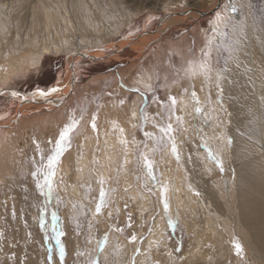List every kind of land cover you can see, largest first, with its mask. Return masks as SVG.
Here are the masks:
<instances>
[{
	"label": "rangeland",
	"instance_id": "rangeland-1",
	"mask_svg": "<svg viewBox=\"0 0 264 264\" xmlns=\"http://www.w3.org/2000/svg\"><path fill=\"white\" fill-rule=\"evenodd\" d=\"M90 1L85 0L88 4H91ZM93 1L98 5H104V2L108 0ZM136 1L141 2L143 0H109L107 2H116L117 6L127 14L125 15L127 19H123L119 29L114 31L115 35L108 34V27L111 24L108 21L107 23L104 22L105 26L101 23L95 24L96 21L93 22V26H90V28L101 27L99 34L96 35L98 39L102 40L97 39L100 48H95V45H92L87 38L80 39L82 38V36H79L81 28L77 29L76 27L77 31L73 32L61 28L58 29L60 30L58 32L51 30L46 33L43 31L44 34L41 32L38 35L33 31L27 32L29 31L27 28V33L22 32L20 35L15 29H11L10 36V31L5 34L9 38V42L6 40L9 46L1 45L0 47V89L33 95L39 91L46 92L53 85V88L58 89L55 93H64L63 85H55L60 80L65 79L66 73L64 75V72L66 71L65 64L68 54L66 52L59 53V55L56 53L46 54L42 57V63L39 66H34L28 62V57L32 54L38 53L36 55H39L41 49L45 47H49L52 51L63 48L65 51L71 49L70 52H75L77 49L95 51L101 49V47L104 49L113 45L116 46L113 51L117 53V61L109 59L92 61L84 58L75 67L78 79L74 86V93L72 91L70 93L72 98L64 108V123L60 119L52 117V115L61 113L58 110L62 106L52 110L28 109L17 118V121L14 119L18 112L17 103L11 98L0 96V129H2V131L0 130V146L5 141V138H3L5 134L11 135L15 132L19 136H23L25 133H30L32 142L26 155L27 171L29 180L33 182L40 202L44 205L43 211H39L42 220L40 214L39 216L36 213L34 214L37 220L42 221L39 227V238H37L42 253V264H93V261H97L98 264H137V258L141 255L144 256L143 264H192L185 259V254L197 243L196 230L198 228L202 230L203 227L193 224L188 205L179 208L180 205L176 199L177 180H175L179 170L176 166L183 159L184 150H187V146L191 144L190 149L195 150L197 159L198 157L201 158L200 147L196 148L194 146L195 142L197 144L199 142V135L196 133L195 127L199 123L205 128H209V132L214 133L212 129L214 117L209 116L208 111L211 112L216 108L215 116L220 128L229 131L231 124L228 122V116L224 110L225 105L220 100L218 105H215V100L218 97H223L222 85L226 80V74L230 66L238 65L241 42L246 40L249 34L258 40L259 47H263L261 49L264 53V0H225L214 12H212V8L219 0H186V3L181 2V5L180 3L166 4L161 6L158 11H150L134 6L133 4ZM190 1L195 3L196 7L189 8L191 6ZM53 5L56 7L57 4L54 3ZM233 6L237 9L235 13L231 11ZM92 9L97 11L94 7ZM185 10L209 15L205 16L204 14L199 22L183 27L184 29L174 31L171 34H166L162 40L154 43L151 49L137 60L133 56H126L124 54L125 49L121 50L118 45L123 40L140 36L145 28L148 29L150 34L154 33L156 27L161 23V16H171L172 13L176 14ZM107 11L111 12V9L108 8ZM23 12L25 14H22ZM218 12L223 17L219 27L227 32V42L230 43L231 51H226L224 48L213 50L211 80L206 79L203 75L185 77L183 70L187 67V61L198 59L207 42V37L212 36V29L216 27V13ZM26 13L27 9L24 6L18 9V14L22 15L21 17H25ZM152 13H156V18L153 21L148 20ZM154 25L157 26L153 29ZM116 33L118 34L116 35ZM215 39L217 42L220 40L219 37H215ZM2 42L5 41H0V43ZM20 61L26 63L23 64ZM134 63L137 64L134 65ZM21 65L23 69H19ZM5 71H7L6 75L10 74L6 80V77H2ZM218 72L223 77L219 81L217 80ZM133 80H140V85H133L135 83ZM143 83L146 85L148 83L151 87L146 88ZM201 86H204L205 90L204 105L201 104L198 97ZM135 89H139V91ZM193 92L195 97L192 95ZM170 97H175L177 101L175 106L171 105ZM68 99L66 98V101ZM135 99L140 100L139 125L136 129V145L132 151L133 161L127 168V177H124L128 180L121 176V170L114 176V179L111 177L109 180L104 178L93 180L91 176V178L84 181L85 183L81 182L79 185V195L80 198L83 196V200H72L71 192L62 184L63 178L58 179L57 177V170L62 158L67 151L75 146L77 139L82 137L81 129L87 128L88 120L92 121L94 119L97 122L99 115L107 112L109 108L121 111L123 108L132 105ZM186 102V107L187 105V108L190 107L189 114L191 115L188 114L187 120L181 111ZM197 109H200V111H197ZM6 113L8 114L7 117L5 116ZM144 115L147 116L146 120ZM177 117L180 119L177 120ZM71 119H77L79 123L70 135V145L61 156L58 165H56V174L53 178L54 191L51 195H48L47 192L41 193L37 187V179L43 182V175H46L47 168H43V172L38 178L33 177L32 172L36 170L37 165L40 163L41 153L46 164L47 157L51 154L60 131ZM168 123H171L173 131L168 135H164L160 132V127H166ZM193 123H195L194 126ZM41 130L44 131L45 136L58 132L55 137L56 140L54 139L48 145L49 148H41L42 151H40L39 146L36 147ZM145 133L151 135L146 136ZM213 133H210V135L218 139L214 140L213 143L221 142L218 144L220 148L218 150L220 151L222 163L213 158H216L215 155L212 156L214 147L202 145L201 148L204 151L206 150L208 160L213 166L205 169L210 172L207 181L222 203L229 202L231 201L232 192L235 191L236 178L231 164L227 162L225 149L228 144L232 145L234 141L226 134V131L219 137L214 136ZM200 134V136L204 135L201 132ZM162 136L163 139H160ZM229 140H231V143H229ZM173 141L177 148V154H174L177 160L175 166L173 164L174 175L171 170L170 159H165L168 158L169 152L172 150ZM243 144L247 147L252 143L243 141ZM254 149L256 150V148ZM257 149V151L260 150ZM259 153L261 152L259 151ZM145 157L153 162L152 176L147 173ZM34 159L36 163H34ZM198 161L201 162V159ZM221 164L223 170H221ZM170 175H172L171 180L169 179L171 178ZM153 176L155 179H153ZM167 176L168 178H166ZM74 180L71 181L72 184L75 183ZM181 182L190 188L191 192H195L191 180H181ZM169 187L172 188V204L168 199ZM164 188H167L166 193ZM101 189L106 192V197L104 205L97 213L96 209L100 202ZM134 190L138 193L137 200L133 195ZM165 197L169 202L167 211L163 207ZM195 202L197 204L195 213L198 214L201 209L211 212L212 217H215H213L212 225L218 226L217 231L219 232V229L222 228L221 224L225 220L224 212H213L211 202L205 205L201 203V199H197ZM5 210L6 208H4V212ZM53 213H55V218ZM7 214L0 215V220L2 219V222H0V236L2 234L1 224L5 223ZM159 215H162L163 218L164 235L161 238L151 239L154 222ZM70 219L75 221V226L70 224ZM54 225L57 231L64 234L60 238L65 247L63 258L60 256L59 245L56 243V233L53 231ZM105 236H107L106 244L104 242ZM133 236L136 237L135 241L131 240ZM13 242L14 252L9 251V244L0 243V264H11L12 262H18L19 264L21 262V256L25 251L21 249L17 235H15ZM222 248H228L227 244ZM201 249L202 253L208 252L209 256L212 253L215 258L212 259L211 256L204 260L198 258L196 264H261L254 257L252 260L251 252L248 251L245 252L244 256L243 251L238 254L235 248L234 255L223 260L218 256L221 250L219 245L209 244L207 250H205V247Z\"/></svg>",
	"mask_w": 264,
	"mask_h": 264
},
{
	"label": "bare ground",
	"instance_id": "bare-ground-1",
	"mask_svg": "<svg viewBox=\"0 0 264 264\" xmlns=\"http://www.w3.org/2000/svg\"><path fill=\"white\" fill-rule=\"evenodd\" d=\"M107 2H104V5H98L93 0L90 1L91 4L86 3L85 0H0V41H5L4 43H0V47L1 45L9 46L7 43L9 42V38L5 34L10 31V36L11 29H15L18 35L22 34V32L27 33L31 31L38 35L41 32L44 34L43 31L46 33L51 30L58 32L60 31L58 29L61 28L72 32L81 28L79 36H82V38L80 39L87 38L92 45H95V48H100L97 44L100 39L96 35L97 33L99 34L101 27L90 28V26H93V22L96 21L95 24L101 23L105 26L104 22L107 23L108 21L109 24L111 23L109 27L106 26L108 27V34L115 35L114 31L119 29L123 19H127L125 18L127 14L117 6L116 2ZM181 2L186 3V0H143L141 2L136 1L133 5L141 9L158 11L161 6L166 4L173 5L180 3L181 5ZM224 2L225 0H219L214 8H212V12L217 10ZM54 3L57 4L56 7H54ZM190 5L189 8L196 7V4L192 3V1H190ZM23 6L27 9L25 17H21L22 15L18 14V9ZM92 7L96 8L97 11L93 10ZM108 8L111 9V12L107 11ZM22 14L25 13L23 12ZM155 14H150L148 20L153 21L156 18ZM204 14L197 11L185 10L176 14L172 13L171 16H161L160 25L158 27H156L158 24L153 26V29L156 27L154 33L150 34L148 29L145 28L143 34L140 36L123 40L118 45L121 50L125 49L124 54L126 56H133L137 60L144 53L148 52L154 43L162 40L166 34H171L174 31L181 30L183 27L199 22ZM207 15L209 14H205V16ZM13 23L15 25L12 26ZM26 28L29 31L26 32ZM100 44L102 45V43ZM115 47V45L104 49L101 47V49L95 51L77 49L75 52H70L71 49L70 51H65L63 48L52 51L49 47H45L41 49L39 55H36L38 53H34L35 55L29 56L28 62L34 66H39L42 63L44 55L51 53L59 55V53L66 52L68 58L65 64V79L60 80L55 85H63L64 93L51 92L47 96H42L39 92H35L33 95H26L14 90L5 91L4 89H0V96L11 98L17 103L15 104L18 106V112L16 113V118H14L15 120L28 109L52 110L53 108L57 109L62 106L58 110L61 113L52 115V117L58 118L64 123V108L72 98V94L70 93L71 91L74 93V86L78 79L75 67L84 58L92 61L106 59L117 61V53L113 51ZM261 48L263 49L262 46L259 47L258 40L251 34L247 36L246 40L241 42L239 63L238 65L230 66L226 74V80L222 85L223 97H218L215 100V105H218L219 100L225 105L224 110L228 116V122L231 124L229 131L220 128L215 116L216 108L211 112L208 111L209 116L214 117V121L211 120L214 133L209 132V128H205L199 123L195 127L196 133L199 135V142L198 144L195 142L194 146L196 148L200 147L201 158L198 157L197 159L195 150L190 149L191 144L187 146V150H184L183 159L176 166L179 170L175 179L177 180L176 199L180 205L178 206L180 208L188 205L192 214L193 224L203 227L202 230L196 228L197 243L185 254V259L192 264H196L198 258L203 260L208 259L210 256L212 259L215 258L212 253L209 256L207 251V253H202L201 251L203 247L207 250L209 244L221 247L220 254L218 253L220 259L231 258L234 255L237 242L241 245L244 256L246 251L251 252L252 260L254 257L259 263L264 264V53ZM20 62L26 63L24 61ZM136 64L134 63V65ZM22 65L19 69H23ZM6 72H3L4 76H2L3 78L6 77L5 80L10 75H6ZM133 81L135 82L133 85H140V80ZM143 85L147 88L149 84L143 83ZM53 87L54 85L46 92H50ZM204 91V86H201L198 97L202 105H204V100L206 99ZM68 97L70 98L68 99ZM66 98L68 99L67 101ZM186 104L187 102L184 103L181 111L187 120L190 107L187 108L188 105L186 107ZM139 105L140 100L135 99L132 105L123 108L121 111L109 108L107 112L99 115L98 121L95 122V129L92 127L93 120H88L87 128L81 129L82 137H79L75 146L66 152L57 170V177L58 179L63 178L62 184L71 192L72 200H81L83 198V196L80 198L81 196L79 195V185L81 182L91 178V176L93 180H99L100 178L109 180L111 177L114 179V176L121 170V176L123 178L127 177V168L133 161L132 151L136 145V129L139 125ZM5 116L7 117L8 114L6 113ZM0 130L2 131V129ZM225 131L231 140L234 141L232 145L228 144V147L226 146L225 151L227 162L231 164L236 182L231 201L222 203L218 199L217 193L207 181V176L210 172L205 169L212 166V163L208 160L209 157L205 152L206 150L204 151L201 147L202 145L214 147L212 156L215 155L216 160L222 163L220 151L218 150L220 149L218 144L221 142L213 143L217 138L214 137V139L210 133L219 137ZM200 132L204 133V135L200 136ZM43 133L44 131L41 130V135L39 134L40 139H37L38 143L36 147L38 148L39 146L40 151H42L41 148H49L48 145L54 141L58 132L47 136ZM29 134L25 133L23 136H19L15 132L11 133V135L5 134L3 137L5 141L0 146V215L3 213L7 214L8 212L5 216V223L1 224L2 234L0 236V243L9 244V251L14 252L13 239L17 235L19 245L25 251L21 256L22 260L20 261L22 263L19 262V264H42V253L37 238H39V227L42 222V215L39 211H43L44 205L40 202L38 193L35 190L33 182L29 180L27 171L26 155L32 142ZM243 141H249L252 144L246 147ZM257 148L260 149L261 153L257 151ZM165 159H170L173 173V164L175 166L177 160L172 150L169 152L168 158ZM200 159L201 162L198 161ZM170 176L171 178L169 179L171 180L172 175ZM72 180L75 181L74 184H72ZM181 180H191L196 193L191 192L190 188L183 185ZM133 195L135 200H137L138 193L136 190L133 191ZM172 197V188L169 187L168 199L171 204ZM197 199H201V203L204 205L211 202L213 212H224L223 216L225 220L223 219L224 222L221 224L222 228L219 229V232L217 231L219 227L212 225L214 216L212 217L211 212L201 209V212L195 213L197 206L195 201ZM4 208H6L5 212ZM35 213L38 216L40 214V221L35 217ZM0 222H2V219ZM70 222L72 226H75V221L70 219ZM163 224L162 215H159L154 222L151 239L161 238L164 235ZM209 227L211 228L208 232ZM224 233L225 235H223ZM226 244L228 248H222ZM143 259L144 256H139L136 263L143 264ZM11 264H18V262H12Z\"/></svg>",
	"mask_w": 264,
	"mask_h": 264
},
{
	"label": "snow or ice",
	"instance_id": "snow-or-ice-1",
	"mask_svg": "<svg viewBox=\"0 0 264 264\" xmlns=\"http://www.w3.org/2000/svg\"><path fill=\"white\" fill-rule=\"evenodd\" d=\"M231 11L233 13H235L237 11V9L233 6L231 8ZM223 17L221 16V14L218 12L216 13V27H214L212 29V36H208L207 37V42L204 46V48L202 49L200 56L198 59H189L187 61V67L183 70L184 71V75L185 77H193L196 75H203L206 79L211 80V73L213 71V67H212V53L213 50L216 49H220V48H224V50L226 51H231V47H230V43H228V34L227 32L223 31L220 29L219 24L222 21ZM215 37H219L220 40L219 42L216 41ZM231 43H235V42H231ZM223 77L222 75H220V73H217V80H222ZM147 87H151L150 85H148ZM58 89L53 88L50 90V92H45V91H39V94L42 96H47L49 95L51 92H55ZM136 91H139V89H135ZM193 97H195V93L193 92ZM171 101V105L175 106V104L177 103L175 97H170L169 98ZM198 102V101H197ZM123 103V102H122ZM197 111H200V109H197ZM143 115V114H142ZM82 119V117H81ZM144 119H147V116L144 115ZM170 119V117H169ZM180 118L177 117V120H179ZM79 123V120L77 119H71L70 122L64 126V128L60 131L59 133V137L55 142V146L51 151V154L47 157V161L45 164V158L43 156V154L41 153V160L39 165H37L36 170L32 172L33 177H39L42 172H43V168L46 167L47 168V173L46 175H43V182H40L39 179H37V187L40 189L41 193L47 192L48 195H51L54 191V184H53V178L56 174V165H58V163L60 162V158L63 155V153L66 151V148L70 145V135L71 133L75 130V128L77 127ZM92 127L95 129V120L93 119V123H92ZM173 131L172 125L171 123H168L166 127H160V132L163 133L164 135H168L169 133H171ZM146 136H149L151 134L149 133H145ZM171 138V137H169ZM160 139H163V136L160 137ZM51 143V141H50ZM229 143H231V140H229ZM172 152L173 154H177V148L175 145V142L173 141L172 143ZM211 155V152L209 153ZM214 159H216L215 157H213ZM34 163L35 159H34ZM145 167L147 169V173L152 176L153 175V162L148 159L147 157H145ZM221 170L222 169V164H221ZM153 179H155V177L153 176ZM164 192H167V188H164ZM105 197H106V192L101 189L100 192V202L97 206V213L100 212L101 210V206L104 205L105 203ZM163 207L164 210L167 211L169 209V202L168 199L165 197L163 200ZM53 217L55 218V213H53ZM53 231L56 233L55 235V239H56V243L59 245V253L61 258L64 257L65 255V247L64 245L61 243V236L64 235L62 232H59L56 230L55 225L53 226ZM136 237L133 236L131 238L132 241H135ZM104 242L105 244L107 243V236L104 237ZM236 249H237V253H241L242 252V247L241 245L237 242L236 243ZM93 264H98L97 261H93Z\"/></svg>",
	"mask_w": 264,
	"mask_h": 264
}]
</instances>
